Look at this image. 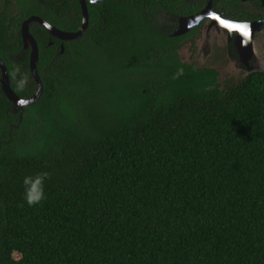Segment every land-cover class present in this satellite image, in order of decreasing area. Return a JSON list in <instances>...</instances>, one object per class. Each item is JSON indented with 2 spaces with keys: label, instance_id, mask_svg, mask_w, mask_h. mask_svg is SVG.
I'll return each mask as SVG.
<instances>
[{
  "label": "trees",
  "instance_id": "16d2710c",
  "mask_svg": "<svg viewBox=\"0 0 264 264\" xmlns=\"http://www.w3.org/2000/svg\"><path fill=\"white\" fill-rule=\"evenodd\" d=\"M171 3L89 4L64 52L36 35L40 97L14 112L0 91V264H264V71L221 90L183 63ZM3 38L31 97L28 53L16 70Z\"/></svg>",
  "mask_w": 264,
  "mask_h": 264
},
{
  "label": "flooded vegetation",
  "instance_id": "af4514ba",
  "mask_svg": "<svg viewBox=\"0 0 264 264\" xmlns=\"http://www.w3.org/2000/svg\"><path fill=\"white\" fill-rule=\"evenodd\" d=\"M83 1L88 11L89 4L102 0H0V36L4 37L2 50L7 51V58L13 62L16 70L20 71L24 66V53H28L29 62L26 66L30 68L31 46L25 47L22 38L24 22L37 16L58 31L76 32L84 20ZM174 1L169 9L160 7L159 11L162 13L163 26L176 39V50L183 63L215 71V83L221 90H226L231 84L254 72L264 71V0ZM79 16L81 23L77 24ZM55 20L62 24L55 23ZM222 22H227V26ZM236 26L242 30H236ZM28 29L35 39L36 35L47 36L49 44H53V39L57 38L60 52H64V42L67 40L60 39L40 22H29ZM14 32L20 34V40L7 48V36ZM0 59L6 67L12 88L11 65L2 56ZM0 91L7 97L2 90L1 80ZM15 108L12 109L14 112L17 111Z\"/></svg>",
  "mask_w": 264,
  "mask_h": 264
},
{
  "label": "water",
  "instance_id": "95a60500",
  "mask_svg": "<svg viewBox=\"0 0 264 264\" xmlns=\"http://www.w3.org/2000/svg\"><path fill=\"white\" fill-rule=\"evenodd\" d=\"M83 7H84V20H83L81 28L76 32L58 31L50 23H48L47 21H45L42 18L37 17V16L30 17L29 19H27L24 22V25L22 28V38H23V43H24L25 47H27L29 45L31 46L30 70H31L33 77L35 78V80L37 82V89L31 97L22 98V97L18 96L9 84V78H8L6 67L4 66L2 60L0 59V67L2 69V76L0 78L1 83H2V90L5 93V95L7 96V98L15 105V107L23 108L24 106H27V105L33 103L34 101H36L40 97V95L42 93V80H41V77H40L38 69H37L39 47H38V43H37L35 37L30 33V31L28 29L29 22H31V21L40 22L42 25H44L52 33H55L62 40L75 39V38H78L79 36H81L85 32V30L88 26V11H87V6L85 5L84 1H83Z\"/></svg>",
  "mask_w": 264,
  "mask_h": 264
},
{
  "label": "clouds",
  "instance_id": "9594fccd",
  "mask_svg": "<svg viewBox=\"0 0 264 264\" xmlns=\"http://www.w3.org/2000/svg\"><path fill=\"white\" fill-rule=\"evenodd\" d=\"M49 178L47 172L37 173L35 176H25L23 178V185L25 188V200L29 206L37 204L44 197V182ZM39 192V195H36V192Z\"/></svg>",
  "mask_w": 264,
  "mask_h": 264
},
{
  "label": "snow or ice",
  "instance_id": "6c2138e0",
  "mask_svg": "<svg viewBox=\"0 0 264 264\" xmlns=\"http://www.w3.org/2000/svg\"><path fill=\"white\" fill-rule=\"evenodd\" d=\"M218 19V18H217ZM222 23H225V25L227 26V22H222ZM236 30H242L240 26H236Z\"/></svg>",
  "mask_w": 264,
  "mask_h": 264
},
{
  "label": "rangeland",
  "instance_id": "374dc122",
  "mask_svg": "<svg viewBox=\"0 0 264 264\" xmlns=\"http://www.w3.org/2000/svg\"><path fill=\"white\" fill-rule=\"evenodd\" d=\"M232 78H233V79H238L239 77H238V78H237V77H232ZM235 81H237V80H235Z\"/></svg>",
  "mask_w": 264,
  "mask_h": 264
}]
</instances>
